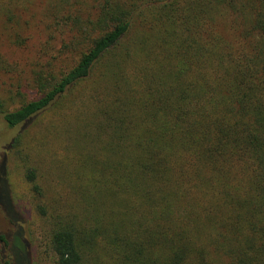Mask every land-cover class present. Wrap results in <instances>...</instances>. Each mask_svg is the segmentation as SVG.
Masks as SVG:
<instances>
[{
	"label": "trees",
	"instance_id": "16d2710c",
	"mask_svg": "<svg viewBox=\"0 0 264 264\" xmlns=\"http://www.w3.org/2000/svg\"><path fill=\"white\" fill-rule=\"evenodd\" d=\"M44 2L33 94L0 96V117L39 123L82 97L48 163L58 198L25 169L52 264H264V0ZM4 171L0 264H36Z\"/></svg>",
	"mask_w": 264,
	"mask_h": 264
},
{
	"label": "rangeland",
	"instance_id": "374dc122",
	"mask_svg": "<svg viewBox=\"0 0 264 264\" xmlns=\"http://www.w3.org/2000/svg\"><path fill=\"white\" fill-rule=\"evenodd\" d=\"M49 19L44 0H0V54L10 63V68H0V96L13 97V101L22 100L16 95L19 86L33 94L35 74L32 71L35 63L40 59L42 49L49 40L47 26ZM19 39V43L14 42ZM52 45L54 42L51 41ZM53 50L48 51V53ZM41 61H45L41 59ZM36 68H34L35 70ZM8 95V96H7ZM82 97L72 102L69 100L55 111L44 114L41 122L22 123L9 128L0 117V167L5 164L3 176L7 180L10 197L25 225L28 239V254L36 264H52L49 250L45 249L42 241L46 229L45 221L35 209L37 200L31 184L25 178V169L35 167L47 182L49 196H58L49 191L54 186L52 174L48 171V163L59 160V155L69 154L71 147V132L73 116L82 115ZM73 110L75 114L71 111ZM23 132V133H22ZM22 133L23 141L17 147H12L15 138ZM41 170V171H40ZM1 194V191H0ZM24 228V227H23ZM16 226L12 225L0 209V232L14 233ZM16 263L26 264L21 249L15 250Z\"/></svg>",
	"mask_w": 264,
	"mask_h": 264
}]
</instances>
